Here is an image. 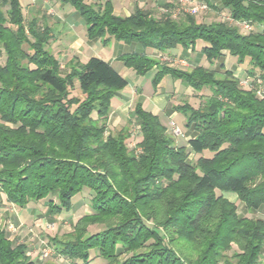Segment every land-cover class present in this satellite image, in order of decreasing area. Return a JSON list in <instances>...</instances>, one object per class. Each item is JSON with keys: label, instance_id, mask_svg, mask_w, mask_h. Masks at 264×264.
Listing matches in <instances>:
<instances>
[{"label": "trees", "instance_id": "obj_1", "mask_svg": "<svg viewBox=\"0 0 264 264\" xmlns=\"http://www.w3.org/2000/svg\"><path fill=\"white\" fill-rule=\"evenodd\" d=\"M59 1L79 14L88 39H100L103 46L112 40L139 43L143 51L116 59L136 75L153 70L154 92L169 75L202 100L197 106L187 100L174 104L192 133L179 145L160 117L136 101L141 138L128 148L132 135L124 124L104 135L126 78L93 55L85 61L73 56L62 66L48 47L51 28L44 19L26 20L19 0H0L5 201L23 208L44 199L54 218L69 211L83 189L91 191L92 211L74 223L73 238L50 242L55 254L72 264H89L91 251L106 264H262L264 219L239 216L222 192L236 194L250 211L264 207V92L257 87L264 82V0H201L219 13L226 10L225 20L210 22H197L188 13L175 18L170 3L160 12L135 6L129 15H119L110 0ZM244 20L251 30L240 31L236 22ZM172 49H181L187 59L195 52L207 65L196 56L186 59L184 68L173 65L166 56ZM226 55L249 65L248 86L225 67ZM75 87L81 96L71 94ZM203 89L210 92L205 97ZM88 223L103 227L86 234ZM179 240L196 257L181 253ZM232 241L238 250L227 255ZM0 264H36L27 246L1 226Z\"/></svg>", "mask_w": 264, "mask_h": 264}, {"label": "rangeland", "instance_id": "obj_2", "mask_svg": "<svg viewBox=\"0 0 264 264\" xmlns=\"http://www.w3.org/2000/svg\"><path fill=\"white\" fill-rule=\"evenodd\" d=\"M28 0H23L22 3V12L24 14L25 19L27 20L30 18L34 11L32 8H34L35 13L38 12V18H43L46 22V19L56 10L55 5L56 1L58 0H47L49 2L48 9L42 5V1L39 2L36 0L34 3H28ZM91 3L97 2L98 0H87ZM133 2H137L136 6H140V8H147L152 9L154 11L160 12L163 11L164 4L170 3L172 4V14L175 18H183L184 14H186L185 8L190 7L191 2L184 1L181 2V0H133ZM30 4H33L32 7H30ZM38 4V5H37ZM140 4V5H139ZM45 5V4H44ZM69 5V4H68ZM115 8L120 9L123 7V4L119 3V1L115 2ZM71 6V5H70ZM126 6V4H124ZM72 7V6H71ZM132 6L128 5V10L130 11ZM135 7V6H134ZM133 7V9H134ZM73 8V7H72ZM74 9V8H73ZM30 10V11H29ZM75 10V9H74ZM122 10V9H121ZM226 10H223L221 13L218 11H215L212 8H208L203 11H199L196 14H193L197 22H210V21H218V20H225V12ZM50 14V15H48ZM79 24L84 23L82 21H76L74 22L75 26H78ZM240 28V31L245 32L240 25H238ZM50 27V26H49ZM51 28V27H50ZM255 29L258 28V25L254 26ZM51 37V36H50ZM50 39L48 40L49 45ZM118 44H123L122 42H119ZM140 45L138 43H130L128 48H125L126 50H135L136 47H139ZM49 47V46H48ZM105 57H108L112 51H125L123 48H121L119 45H117L115 48L112 46V44L101 46ZM50 49V48H49ZM51 50V49H50ZM51 52L58 58L60 64L64 66L66 64L65 57L60 55V58L58 55L55 54V50H51ZM189 58H194L196 56V60L199 63H204L207 65L205 59L201 55H195L192 53H189ZM100 56V51L96 48L91 49L90 56ZM169 59V62H171L173 65L180 66V67H186L187 65L184 63L179 62L180 58H183V60L187 61L188 59L185 58L182 54H180V49L174 54H168L166 55ZM87 59L84 58L83 61ZM187 59V60H186ZM4 60V54L0 52V62H3ZM168 61V60H167ZM190 61V60H188ZM224 65L226 68L231 69L233 73L236 76H239L240 84L244 87L248 86L251 82L250 77H246L244 73V68H248L249 65H237L235 64V59L231 58L229 55H226L224 57ZM124 67L121 63L117 62L114 63V67L116 69H120V67ZM64 68V67H63ZM125 68V67H124ZM212 68H217L216 66H212ZM152 74V71H150L149 75H136L132 69H130V74H127L128 77L133 80L135 76L139 77H146L150 76ZM220 76V75H219ZM148 81V82H147ZM138 84L141 85V90L143 95H148L149 92L152 90L149 78L148 80L140 79ZM257 87L259 88V91L262 93L264 92V82H257ZM172 86V78L167 75L165 76L160 85H159V91H168L169 95L167 96V102L170 106L171 104H178L182 103L183 101L187 100L192 105L197 106L199 102H201V98L198 96H195L194 94H190V90L192 89H186V87L182 86H176V92L173 90L174 87ZM188 92V93H187ZM210 92L208 89H203L202 93L205 97ZM72 95H79L81 96L78 88H74L71 90ZM135 102L132 103L131 106L128 107V110L130 111V116H126L125 119L119 121V123H115L112 118L110 117V114L107 118L106 122V131L104 132V135H107L108 133H113L116 131V128L120 125H125L127 129L131 132V138L128 140V148H132L136 142H138L141 138L140 130L137 125L136 118L133 115V106ZM167 118V117H166ZM184 115L182 112L175 110L174 114L171 115L169 118L164 119L163 122L166 126L167 133L169 135H173L176 139V144H184L185 138H184ZM171 122H173L180 130L181 133L175 134L172 132V125ZM115 124V125H114ZM206 156H209L210 153L205 151L203 153ZM197 155L194 153H191L189 157L192 159H195ZM217 194H220V191H216ZM223 196L227 198L230 202H233L236 204V211L239 216H245V217H259L264 219V207H260L255 211H250L247 208H245V205L243 202L239 201L237 199L236 194L231 192H222ZM92 196V192L88 189H83L80 193L75 195L72 199V208L69 211H63L59 215L55 216L54 218L49 217L46 213L47 210L44 205V199L39 200L37 202H32L26 205L23 208L17 207L16 205L11 206L9 203H7L4 199L3 193L0 191V226L6 231V234L9 238L16 240L18 242H23L27 246V253L29 256L36 261V264H72L71 261L68 259H65L59 255H56L54 252V249L52 248V245H50L52 238H58L61 240L70 239L73 238L74 235V223H76L77 219L83 215L88 214L92 211L91 206L89 205V200ZM17 210H19L20 218L17 217ZM22 221V225L19 226L18 224ZM103 227L102 223H88L85 226L86 234L90 232L97 231ZM22 230V231H19ZM231 249L226 250L225 254L231 255L232 252L238 250L237 243L235 241H232L231 243ZM178 249L181 253L190 254L192 258L196 257V253L193 250V248L185 241L179 240L177 242ZM50 248L49 253L44 256L42 254L43 248ZM91 261L89 264H106L107 260L102 258L101 256L96 255L95 251H91ZM262 264H264V251L261 258Z\"/></svg>", "mask_w": 264, "mask_h": 264}, {"label": "crops", "instance_id": "obj_3", "mask_svg": "<svg viewBox=\"0 0 264 264\" xmlns=\"http://www.w3.org/2000/svg\"><path fill=\"white\" fill-rule=\"evenodd\" d=\"M21 5H23L22 1L19 0ZM39 2L42 1V5L45 9V7L48 9L49 2L47 0H38ZM103 1V0H98ZM113 4V10L115 13L119 15H129L133 11V7L137 5V2H133V0H110ZM119 1V3L123 4V7L120 9L115 8V2ZM28 3H34L30 0L27 1ZM45 4V5H44ZM126 4V6H124ZM38 5V4H37ZM128 5L132 6L131 10H128ZM140 5V4H139ZM33 4H30V7H32ZM140 7V6H139ZM143 8V7H142ZM55 11L46 19V24L51 27V33H50V42H49V48L51 50H55V54L58 55L60 58V55L65 57V60L67 61L69 58L75 56L78 57L80 60L83 61L84 58L90 57L91 49H98L100 51L101 58L107 60L112 66L114 67V63H121L119 60L116 59V56L130 51H143V47L139 46L140 48H137L135 50H126L125 48L129 47V44H118V41L112 40L109 44H112V46L115 48L117 45H119L121 48H123L125 51H112L111 54L108 57H105V54L100 48V45L103 46L100 42V39H88L85 34V26L83 24H79L78 26L74 25V22L76 21H82V18L79 16V14L68 4H64L60 2L59 0L56 1L55 5ZM122 9V10H121ZM34 11L33 15L38 16V12L35 13L34 8H32ZM30 11V10H29ZM108 44V45H109ZM178 51V49H172L170 50V54H174ZM149 54H154L155 50L148 49L146 50ZM181 53V49H180ZM192 54H195V52H191ZM166 54V53H165ZM168 55V54H167ZM122 64V63H121ZM125 67V66H124ZM120 67V69H115L126 78L128 81V84L118 92L117 96L114 98L112 103V111L110 113V117L115 123H119V121L126 118V116H130V111L128 110V107L132 105L133 102L140 101L142 102V105L144 108L150 110L154 114H157L161 121L163 122L164 119L169 118L171 115L174 114V111L176 110L174 108V104L168 105L167 102V96L169 95L167 89L166 91H157L154 92L153 89L149 92V94L143 95L141 90V85L137 82L140 81V79L148 80L150 81V76L148 78L135 76L133 80H131L127 74H130V69L127 67ZM153 72V70H150ZM148 71V75L150 73ZM144 74V75H147ZM148 82V81H147ZM177 82L172 80V86L174 87V91L176 92V84ZM180 86V85H178ZM152 87V86H151ZM184 87V86H182ZM192 89L190 87H186V89ZM188 93V92H187ZM190 94H194V90H190ZM178 111V110H177ZM167 117V118H166ZM164 123V122H163ZM185 123V117L183 121V125ZM115 125V124H114ZM191 132L187 130L184 126V138L185 143L187 139L191 137ZM174 139H176L174 137ZM11 206H14V204L9 203ZM17 217L22 219L19 214V210H17ZM22 221L18 224L19 226L22 225ZM19 231H22L19 229Z\"/></svg>", "mask_w": 264, "mask_h": 264}, {"label": "built area", "instance_id": "obj_4", "mask_svg": "<svg viewBox=\"0 0 264 264\" xmlns=\"http://www.w3.org/2000/svg\"><path fill=\"white\" fill-rule=\"evenodd\" d=\"M30 1L31 2H35L36 0H30ZM184 1H189V0H181V2H184ZM190 2H191L190 7L185 8L186 13H188V14H196L199 11H203V10L208 9V5L204 1H201V0H190ZM164 10H165V8H163V11ZM236 23L238 25H240L246 31H249V30H251L253 28V25L250 22L245 21V20L244 21H238ZM179 62L188 65V62L183 60V58H180ZM171 125H172V132H174L176 135L181 133V130L173 122H171ZM49 250H50V248H48V247L43 248L42 254L44 256H46L49 253Z\"/></svg>", "mask_w": 264, "mask_h": 264}]
</instances>
